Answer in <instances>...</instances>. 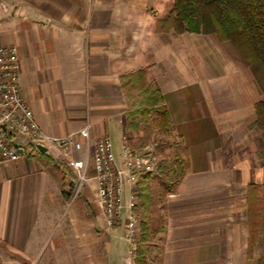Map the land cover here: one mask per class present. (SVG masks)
<instances>
[{
	"label": "crops",
	"instance_id": "1",
	"mask_svg": "<svg viewBox=\"0 0 264 264\" xmlns=\"http://www.w3.org/2000/svg\"><path fill=\"white\" fill-rule=\"evenodd\" d=\"M170 2L0 0V44L18 46L24 98L52 136L78 140L88 118L92 139L107 134L113 148L121 146L128 110L123 80L139 69L153 77L185 170L153 227L152 254L159 256L151 263L218 264L225 254H247V204L243 223L239 216L248 185L261 175L242 152H259L250 142L235 149L230 137L221 138L215 119L230 110L217 103L216 69L207 67L200 80L184 53L185 39L195 48L212 35L158 29ZM179 62L185 79L166 75ZM9 134L21 156L0 165V264H128L123 229L109 226L96 206L94 181L78 184L55 145L41 144L42 151L20 132ZM83 154L74 150L72 157Z\"/></svg>",
	"mask_w": 264,
	"mask_h": 264
},
{
	"label": "built area",
	"instance_id": "2",
	"mask_svg": "<svg viewBox=\"0 0 264 264\" xmlns=\"http://www.w3.org/2000/svg\"><path fill=\"white\" fill-rule=\"evenodd\" d=\"M91 127L86 118L76 133L78 140L74 139V134H47L23 95L18 46L0 44V165L15 162L21 156L10 139L9 130H16L37 144L55 145L75 173L78 184L94 181L95 204L109 226H121L124 230L127 263L133 264L141 238L140 218L136 212L138 184L142 176L157 172L159 159L152 146L131 148L125 135L117 156L111 138L105 134L92 139ZM74 150L83 151V157L73 158Z\"/></svg>",
	"mask_w": 264,
	"mask_h": 264
},
{
	"label": "trees",
	"instance_id": "3",
	"mask_svg": "<svg viewBox=\"0 0 264 264\" xmlns=\"http://www.w3.org/2000/svg\"><path fill=\"white\" fill-rule=\"evenodd\" d=\"M157 28L173 30L177 34L188 32L214 35L217 41L232 45L244 61L261 93V98L254 104L256 119L251 126L260 130L264 142V0H171L165 15L157 21ZM122 85L128 108H132L126 112L124 130L137 133L140 123L146 125L149 119L153 127L157 129L164 132L172 130V123L161 91L157 84L152 86L149 83L146 70L139 69L125 76ZM133 89L140 95L139 100L133 97ZM182 151L184 153V150ZM182 163L183 171L174 187L159 176L161 185L170 187L167 193L174 191L181 180L185 170L184 158ZM159 173L162 174V171ZM151 177L150 174L144 175L139 188V205L143 213L142 237L136 250L135 264H148L154 256L147 230L150 205L154 203L150 188L146 184ZM247 202L249 207L256 209L257 213L261 212L264 209V185L251 183ZM249 214L250 211L248 217ZM263 226L264 221L261 222V220H256L251 228L248 223L250 233L248 241H251V247L259 243V234L263 231Z\"/></svg>",
	"mask_w": 264,
	"mask_h": 264
},
{
	"label": "rangeland",
	"instance_id": "4",
	"mask_svg": "<svg viewBox=\"0 0 264 264\" xmlns=\"http://www.w3.org/2000/svg\"><path fill=\"white\" fill-rule=\"evenodd\" d=\"M149 5L150 3H145V6L149 7ZM190 36L192 38H196L193 35ZM211 37L215 38L214 35H212ZM212 38L209 40L210 42L205 41L201 43L198 41V43L196 44L197 46L195 48L189 46L185 39V60L187 59V56L191 59L189 60V63L191 65H195V73L200 78V80L204 79L205 74L207 73V67L210 66L211 68L216 69V82L214 81V87L216 88L214 90L215 92H217L215 96L217 103L222 104L224 107H227L230 110V113L228 115H217L215 119L216 124L219 125L222 129L221 138L223 137L224 139L230 137V144L234 145L235 149H238L240 145L245 146L249 142V145H251V150L255 146L257 147L259 152V154L257 155L258 157L251 156L249 150H244L242 152V156L248 158L249 160H252V162L249 161L248 163L250 166H259V175H261V177L258 178L257 181L259 183H257V185H264V142L261 138L260 130L257 127L251 126L256 119L254 104L257 100L261 98V93L257 88L256 83L252 75L248 71L244 61L235 51L232 45L230 43H221L220 45V43L216 41L217 39L214 41V39ZM197 39L200 38L198 37ZM180 65L181 63L179 62V64L175 66L174 72L171 71V69H168L166 75L176 73L179 74L182 79H185V75L187 74L186 65ZM147 80L152 86L153 84H156L153 77L149 74L147 76ZM132 95L135 100L140 99V95L134 89L132 90ZM129 109L130 108H128V110ZM130 110H132V108ZM227 130H231L236 136L233 135V137H231L232 134L227 133ZM254 132L256 136L253 137L252 134ZM124 135L127 137L129 146L131 148L140 149L146 145L152 146L154 148L155 155L159 159L158 171L155 174H150L152 177L146 183L147 186L150 188V195L152 196L154 202L152 205H150V212L148 213L150 223L148 222L147 230L150 234V241L154 242L155 240V242H157V237L151 240V234L153 232L154 225L159 224L160 215L162 214L160 210L163 206V202L165 201V194L170 188L165 187V185H161L159 181V176H161V178H164L167 183L169 182L168 184H170L172 187L175 186L177 179L183 171V148L180 146L176 135L173 133V127L172 130L170 129L167 132H164L160 129L153 127V125L151 124V119H149L146 125L144 123H140L139 131L137 133L125 130ZM255 139H257L258 146L257 144H254V141L256 142ZM118 146L119 142H115L113 148V151L115 153H117L118 149H120V146ZM228 147L230 148L231 146L229 145ZM161 171L162 174L159 173ZM138 188H141L140 183L138 184ZM139 202L140 201L138 198V205L140 204ZM242 204V212L239 216L241 218L242 223L245 221L244 208L246 204L247 220L250 225V228L251 225L256 223V220H261V222L264 221V209L261 212L257 213L256 209L249 207L248 202H243ZM140 207V205L137 207L139 209H136V212L139 218L141 219L143 213ZM249 211L250 214L248 217ZM122 232L125 236L124 230ZM262 232H259V243L256 246L252 245L253 247H251V241H248L247 254H230L229 256L225 254L220 258L218 264H264V226ZM248 234H250L249 227ZM153 255L156 257L153 261H156V259H158L159 254ZM133 264H135V260H133ZM148 264H156V262L151 263L150 261Z\"/></svg>",
	"mask_w": 264,
	"mask_h": 264
},
{
	"label": "water",
	"instance_id": "5",
	"mask_svg": "<svg viewBox=\"0 0 264 264\" xmlns=\"http://www.w3.org/2000/svg\"><path fill=\"white\" fill-rule=\"evenodd\" d=\"M37 147H38L40 150H42V151H46V150H47V148H46L45 146L41 145V144H38Z\"/></svg>",
	"mask_w": 264,
	"mask_h": 264
}]
</instances>
